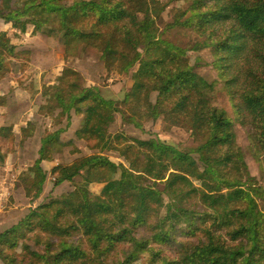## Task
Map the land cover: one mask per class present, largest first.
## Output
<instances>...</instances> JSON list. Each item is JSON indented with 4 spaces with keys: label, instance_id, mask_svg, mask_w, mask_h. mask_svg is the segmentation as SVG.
Segmentation results:
<instances>
[{
    "label": "trees",
    "instance_id": "trees-1",
    "mask_svg": "<svg viewBox=\"0 0 264 264\" xmlns=\"http://www.w3.org/2000/svg\"><path fill=\"white\" fill-rule=\"evenodd\" d=\"M228 1L0 0V19L17 38H53L64 54L94 51L104 80H130L120 96L106 97L101 86L85 85L80 71L66 66L37 89V80L24 74L32 50L0 30V78L12 75L18 60L14 78L34 101L35 113L52 126L80 118L76 139L101 150L52 166L53 186L69 182L74 190L37 202L0 232V264H264V0ZM169 7L174 14L167 29L186 31L190 49L206 52L208 59L199 63L214 71L212 81L180 70L156 22ZM136 41L144 43L141 49ZM218 89L232 116L216 104ZM0 100L4 105L5 96ZM116 113L138 130L180 127L196 147L179 150L122 131L108 136ZM36 126L31 120L20 128L21 145ZM13 130L0 126V137L8 139L0 164L15 151ZM61 132L41 138L40 159L78 150L55 137ZM108 151L123 162L112 161ZM33 163L20 177L30 201L46 181L40 160ZM92 183L104 184L94 193L86 188Z\"/></svg>",
    "mask_w": 264,
    "mask_h": 264
},
{
    "label": "rangeland",
    "instance_id": "rangeland-1",
    "mask_svg": "<svg viewBox=\"0 0 264 264\" xmlns=\"http://www.w3.org/2000/svg\"><path fill=\"white\" fill-rule=\"evenodd\" d=\"M160 1L164 2L166 0H160ZM218 1L220 0H215V2H218ZM221 1L223 2L224 6H226L227 4H230V1L228 0H221ZM173 14H174V10L172 9V7H169L160 15L159 21H156V22H158L157 26L159 30L163 32L161 37L164 39L165 44L176 55L177 63L179 65L180 70L181 71H194L195 73L203 76L206 80L212 81L215 78L214 71L209 66L199 63V62H202L200 58H202L205 61L206 59H208L206 52H201V51L195 52L193 51V49H190L191 35L187 33L186 31L178 30V29H167L168 23L171 21ZM2 29H8L9 34L12 38V41L16 45L20 47H24L26 49L27 48L32 49L33 51L40 50L35 56L31 55L32 60L30 61H32V64L29 63L30 64L29 66L33 69H30L28 66V68L26 69L24 73L25 75L35 78V74L39 73V77H42L43 75H46L47 73H49V79H51L52 81L56 80L57 76L48 70L55 68V67L58 68V66L62 64L63 56H58V54H55L54 56L50 55L49 60L46 59L47 54L41 52L45 48V43L40 39V38H44L43 36L32 35V34H24V35L22 34L18 36L17 38L16 37L17 33L14 30V28H11L9 25L1 21L0 30ZM48 42L51 43L52 47H55L56 45H58L62 49V47L57 43L55 39L48 38ZM143 45L144 43L142 41L135 42V46L138 47V49H141ZM73 53H75V55H73L72 58H75L74 60H77L79 58L81 59V69L83 71L85 70L88 76L91 75V72L92 73L94 72V75H96V77L99 79L98 83H99V86H101L102 88V93L104 96L118 97L123 92L121 89L122 86L129 85L130 80L126 77H120L119 79H116V80L115 79L114 80H111V79L104 80L103 75L105 74V71L103 69V65L101 61L98 59V54L96 52L91 51V50L82 51L78 49L77 51H74ZM64 55L67 56V54H64ZM64 60H66V57L64 58ZM100 63L102 67L99 73ZM85 65L87 68L85 67ZM12 70H13L12 75H9V78H14V76L20 75L18 60H14ZM153 97L154 95H152V98ZM25 103L27 104V107L25 108V110H27L29 108V103L27 102ZM216 104L219 107H222L223 109H225L229 113V115L232 116V107L227 99L226 93L223 90H220V89L217 90ZM115 116H116L115 117L116 121L114 120L115 122L112 125L107 126L106 128L105 133L108 136L113 135L117 131H122L129 137H136L142 140L158 138L162 142L169 144L179 150H185V151L190 150L191 151L196 147L195 142L194 140H192L190 134L186 130L180 127L172 126L166 129L156 128L155 129L156 131L152 129V132L148 130L149 128H146L145 130H138L134 128L132 125L123 123L118 113H116ZM27 118H30V119L35 118V120L39 121V123H42V120H43V118L40 116L36 117L31 114H27L26 118L24 119L21 116L16 118L14 121L16 124L15 126L18 127L19 122H22V121L26 122ZM74 122H77V121L74 120L73 123L71 121L70 127L67 126L68 128H65L64 132L62 129L61 133H64V134H56L55 136L58 140L62 142L72 141V144L76 146L78 149L76 152L71 153L70 156H69L70 152L68 150H66V152L64 153L62 152L63 158L67 162L77 157L88 155L94 152L98 153L97 151H101L99 147L95 148L94 146H90V145L88 146L85 142L76 139V130L79 127L77 129L76 128L74 129L75 127ZM0 123H3V120L0 119ZM11 125L14 126V124H11ZM235 131H236L239 143L242 146H245L247 144V141H246L243 130L240 128L238 124L235 125ZM13 133L15 135L14 150L16 151L17 144L18 146L20 144L19 143L20 134L19 132L17 133V129L13 130ZM40 134L38 133L36 136H34V138L32 137L29 140L27 152L25 151V152L20 153L17 151V154H15V156H20L22 159L18 161L16 164H13L12 165L13 167L7 168L6 167L7 164L5 165V162L7 163L6 160H8V158H11L12 156H10V154H13L15 151L7 155L4 164H0V185H3L5 187H11L10 192H12V193L8 192V198H5L3 201H0V232L15 225L32 208L35 207L37 202H45L49 198H54V197L57 198L63 194L69 193L74 190L73 185L69 182L64 183L60 187L56 186L57 188H55V186H53V181L51 177L49 176V170L52 167L50 166L51 167L50 168L48 167V165L43 164V165H39L42 169L44 168L43 171L46 174V181L43 185L42 193L37 199H35V201H30L29 199L24 197L22 186H21L22 181L20 177L23 174L28 173V168L30 166H33L34 164L33 163L34 160L32 159V157L33 155L36 154L35 153L36 147L37 146L39 148L41 147L40 137L42 138L46 136L45 134H41V135ZM39 141H40V145H39ZM7 144H8V139L4 137H0V147L3 150L6 149ZM67 148L70 149L71 146ZM105 154L115 163L123 162L122 158L118 155L117 152L114 153V152L108 151V152H105ZM47 157L50 158V156H47ZM37 159L40 160V163H41V160H43V159H40V157H38ZM245 161H246V164L248 166L250 173L256 177L259 176V172L257 170V164L254 161V159L250 156V154L248 153L246 154ZM10 163L12 164L11 161ZM32 174L33 173H30V176H32ZM103 184L104 183H101V184L92 183L89 185L87 184L86 188L89 189L88 191L90 192L92 191L94 193H98L100 188L103 186ZM19 193L21 194V196H19ZM165 202H166V199H162V203L165 204ZM174 202L178 203V200L175 199ZM14 206H16V208ZM35 232L40 233L42 236L45 234V231L40 228H37ZM17 250L19 251L20 249H17Z\"/></svg>",
    "mask_w": 264,
    "mask_h": 264
},
{
    "label": "crops",
    "instance_id": "crops-1",
    "mask_svg": "<svg viewBox=\"0 0 264 264\" xmlns=\"http://www.w3.org/2000/svg\"><path fill=\"white\" fill-rule=\"evenodd\" d=\"M1 21L2 20L0 19V23H1ZM40 39L45 43V48L41 52L47 54L46 59L49 60V56L50 55L54 56L55 54H58V56H63L62 64H60L58 66V68L55 67V68H52L48 71H50L51 73L58 76L61 69H63L66 66H71V67L80 71V73L83 76L85 85H91V84L99 85L98 78L96 77V75H94V72L93 73L91 72V75L88 76L87 72L85 70L83 71L81 69V59L79 58L77 60H74L75 58H72V56L75 55V53H69V54L67 53V56H66V55H64L62 49L58 45H56L55 47H52L51 43L48 42V38L44 37V38H40ZM39 51L40 50H34V51L32 50V56L33 55L35 56ZM65 57H66V60H64ZM31 60H32V57H31ZM30 64H32V61H30ZM85 67H86V65H85ZM101 67L102 66L100 63L99 64V73H100ZM29 68L33 69L30 66H29ZM29 73H31V72H29ZM35 78L37 80V89L40 88L41 83H47L48 84V83H52L55 81V80L52 81L51 79H49V73H47L46 75H43L42 77H39V73L35 74ZM0 96H5L4 105H0V119L3 120V123H0V125L1 124L2 125L14 124L13 128L15 127L14 130L17 129V133L19 132V134H20V128L25 126L27 121H31V120H34L37 124L33 138L38 133L46 135V134L53 133L55 130H57L59 128H62L63 132H64L65 128H68L66 123L61 124L59 126H52L51 119L45 118V117H42L43 118L42 123H39V121L35 120V118L34 119L27 118L26 122H23V121L19 122L18 127H16L15 126L16 124L14 121L19 116H21L23 119L26 118L27 114H31V115L36 116V117H38V116L35 113L34 101L32 99H30V96L27 94V92L25 90H23L22 88H20L18 86V83L15 81L14 78H9V76H4V77L0 78ZM25 102L29 103V108L27 110H25V108L27 107V104ZM74 120L77 121V122H74V125H75L74 129L75 128L77 129L80 126L81 121H80V118H78L76 116H73V118L71 120L72 123ZM45 129H47V130H45ZM60 134H64V133H60ZM31 138L26 140L22 145L19 144V146H18V144H17V146H16L17 150L13 154H10V156H12V157L8 158V160H6L7 163L5 162V165L7 164V166H6L7 168L13 167L12 166L13 164H16L18 161H20L22 159L20 156H15V154H17V151L20 153L25 152V151L27 152L28 143H29V140ZM40 140H41V137H40ZM39 145H40V141H39ZM38 149H39V147L37 146L36 151H35L36 154L33 155V157H32L33 160H35L36 157L37 158L39 157V154L37 153ZM69 156H70V154H69ZM10 161L12 162V164L10 163ZM58 162H61V163L67 162L64 160L62 153L56 154L55 156H53L51 158L41 160L40 165L46 164V165H48V167H50V166L52 167L55 164H57ZM2 187H5V186L2 185ZM10 189H11V187H9V193H12V192H10ZM19 196H21L20 193H19ZM21 199H22V197H21ZM14 207L16 208V206H14Z\"/></svg>",
    "mask_w": 264,
    "mask_h": 264
},
{
    "label": "built area",
    "instance_id": "built-area-1",
    "mask_svg": "<svg viewBox=\"0 0 264 264\" xmlns=\"http://www.w3.org/2000/svg\"><path fill=\"white\" fill-rule=\"evenodd\" d=\"M8 192L9 187H2V185H0V201H3L5 198H8Z\"/></svg>",
    "mask_w": 264,
    "mask_h": 264
}]
</instances>
